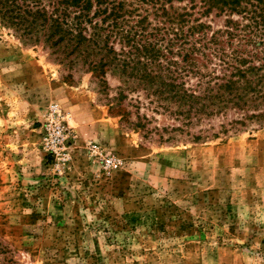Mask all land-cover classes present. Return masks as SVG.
I'll list each match as a JSON object with an SVG mask.
<instances>
[{"label": "rangeland", "instance_id": "374dc122", "mask_svg": "<svg viewBox=\"0 0 264 264\" xmlns=\"http://www.w3.org/2000/svg\"><path fill=\"white\" fill-rule=\"evenodd\" d=\"M53 60L0 23V264H264V126L214 137L229 115L195 128L210 130L202 142L161 139L180 124L142 94L125 102L128 124L91 74L70 83ZM50 105L69 117L65 162L42 149ZM138 115L146 129L130 125Z\"/></svg>", "mask_w": 264, "mask_h": 264}, {"label": "trees", "instance_id": "16d2710c", "mask_svg": "<svg viewBox=\"0 0 264 264\" xmlns=\"http://www.w3.org/2000/svg\"><path fill=\"white\" fill-rule=\"evenodd\" d=\"M217 19L223 28L214 30ZM0 23L47 51L66 81L91 74L128 124L125 102L142 94L180 124L163 127L161 139L179 133L202 142L210 130L194 129L229 115L214 137L264 126V0H0ZM109 73L120 81L112 98ZM149 122L138 115L130 125Z\"/></svg>", "mask_w": 264, "mask_h": 264}, {"label": "built area", "instance_id": "2783aa9c", "mask_svg": "<svg viewBox=\"0 0 264 264\" xmlns=\"http://www.w3.org/2000/svg\"><path fill=\"white\" fill-rule=\"evenodd\" d=\"M68 118L58 105H50L41 122L42 149L47 156H53L60 162L67 161L69 157L66 148L69 137ZM90 153L91 157L101 162L103 169L112 170L118 167L117 160L106 154L101 147L91 145Z\"/></svg>", "mask_w": 264, "mask_h": 264}, {"label": "crops", "instance_id": "0c3cea01", "mask_svg": "<svg viewBox=\"0 0 264 264\" xmlns=\"http://www.w3.org/2000/svg\"><path fill=\"white\" fill-rule=\"evenodd\" d=\"M40 122H42V120H41ZM41 129H42V128H41Z\"/></svg>", "mask_w": 264, "mask_h": 264}]
</instances>
